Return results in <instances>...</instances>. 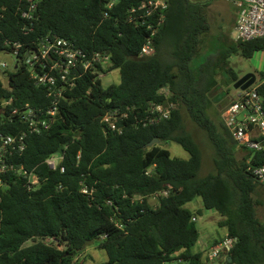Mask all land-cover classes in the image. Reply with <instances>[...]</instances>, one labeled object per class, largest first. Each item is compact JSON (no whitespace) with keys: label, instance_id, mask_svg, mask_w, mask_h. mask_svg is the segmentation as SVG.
Masks as SVG:
<instances>
[{"label":"trees","instance_id":"1","mask_svg":"<svg viewBox=\"0 0 264 264\" xmlns=\"http://www.w3.org/2000/svg\"><path fill=\"white\" fill-rule=\"evenodd\" d=\"M110 1L38 0L37 20L26 30L27 0H0V53L8 38L25 48L42 37H59L90 55L109 54L113 64L105 70L121 75L119 83L106 85L93 70L81 72L60 99L50 128L29 134L15 161L35 169L41 183L29 189L11 178L2 192L0 264H80L90 239L106 251L104 264H206L211 247L227 237L236 238L228 264H264V183L250 169L264 163L263 153L240 147L220 109V123L212 112L228 101L221 77L227 85L240 78L229 64L231 54L252 58L264 51V37H227L216 45L209 35L216 0H167L164 22L153 36L156 51L140 56L157 14L136 21L131 10L148 0H113L109 7ZM18 61L15 70L4 71L7 83L0 79V130L10 133L24 127L22 120L10 121L13 107L29 103L46 111L54 99ZM260 79L264 104V69ZM165 88L177 107L159 123L146 122L151 105L165 100ZM115 109L127 113L118 119L122 132L106 131L102 122ZM185 113L214 147V171L205 176H199L202 148L185 129ZM170 141L189 157L173 155L164 146ZM61 145L64 171L45 163ZM197 197L220 214L227 232L196 250L199 212L187 204Z\"/></svg>","mask_w":264,"mask_h":264},{"label":"built area","instance_id":"2","mask_svg":"<svg viewBox=\"0 0 264 264\" xmlns=\"http://www.w3.org/2000/svg\"><path fill=\"white\" fill-rule=\"evenodd\" d=\"M232 1L239 8L234 31L235 39L247 41L264 37V0ZM27 2L29 7L22 12V17L27 22L24 28L31 30L37 20L38 0H27ZM114 2L111 0L109 7H112ZM168 6L167 0H148L131 10V18L136 21L157 14L156 26L152 28L151 36L143 44L140 56H150L155 53L153 36L163 24ZM3 45L6 49H2L1 53L15 56L16 64L19 62L18 59L24 63L30 69L35 83L44 86L54 99L53 105L46 111L35 108L29 103L13 107L9 115L10 121L22 120L24 127L14 133L0 130V232L3 224L2 192L9 186L10 179L24 180L29 189L41 183V177L35 169H29L15 161L17 155L21 156L25 152L29 134H40L50 128L59 112L60 99L65 97L68 89L76 85L77 79L82 75L81 72L93 70L97 74L96 77L103 78L104 82V78L114 71L105 70L113 64L109 54L96 52L90 55L64 38L42 37L36 45L27 44L25 48L21 42L8 38ZM20 55L21 57L18 58ZM7 67V62H3L4 71ZM259 84L255 82L246 89H238L236 98L223 109L222 118L240 147L262 152L264 157V104L258 89ZM162 92L165 94V100L151 105L148 115L145 116L146 122L159 123L168 118L171 111L177 107L176 102L170 100L171 92L167 88ZM12 100V98L6 100L4 106L12 104ZM126 116L127 113H122L119 109L106 111L102 116L105 130L122 132L123 126L118 124V119ZM63 159L64 154L55 152L45 160V163L51 169L61 168V171H64L65 168L61 166ZM250 169L254 176L264 183V163L250 166ZM163 193L167 195L168 190ZM235 242L236 238L227 237L211 247L206 264H225L227 252Z\"/></svg>","mask_w":264,"mask_h":264},{"label":"rangeland","instance_id":"3","mask_svg":"<svg viewBox=\"0 0 264 264\" xmlns=\"http://www.w3.org/2000/svg\"><path fill=\"white\" fill-rule=\"evenodd\" d=\"M213 4L214 5L211 7L212 11H210L209 16L212 28L211 31L213 34L211 40L212 43H216V45H222L221 41L225 40V36H220L221 31L227 30L228 23L231 20L232 14L236 13V6L229 0H216L215 2H213ZM226 7L231 10V12H226L227 19L223 21L221 17L225 13L224 10H221V8L224 9ZM232 38L236 41L234 32ZM16 61V57L12 54L0 53V79H2L5 83H7V77L4 73V68H2V63L7 62L8 67L5 69L15 70ZM202 61H204V56H202L200 59L195 60V67H198ZM229 64L231 68H233V70L240 76V78L249 72L255 73L257 76L256 83L259 84L261 82L260 72L264 69V51L257 52L250 59L245 58L238 53H233L230 56ZM227 78L229 79L228 76ZM120 80V71L116 69L108 74L106 78H104V84L108 85L111 83H119ZM220 81L221 84H224V86L220 87V90L223 89L222 91H226L224 100L228 99V101L227 103H224L223 106H221L220 104H216L213 108L212 112L213 115H215L214 121H216V123L221 122L219 118V109L222 112L223 109L227 107L233 99L236 98V94L238 92V89L234 87L233 82L227 85L224 82V77H221ZM184 125L186 131L190 132L193 135L195 140L200 144L202 148L203 163L199 171V176H205L213 172L214 147L211 144L207 134L199 126L192 122V120L186 113L184 114ZM164 146L170 149L173 155L185 158L189 157V153L176 142L170 141ZM157 199V197H153L151 198V201L153 203H156ZM187 207H189L192 211L199 212L197 224L201 231V238L199 244L195 248L196 250L199 246L207 247L213 238H218L226 234L227 228L219 224V220L221 219L220 214L215 210L206 209L203 205L201 197H197L193 201L189 202L187 204ZM259 213L264 216V205L260 207ZM202 240L204 241V243ZM107 260L108 256L106 251L98 247L96 243H91L85 247V252L82 254L81 259L77 262H79L80 264H104Z\"/></svg>","mask_w":264,"mask_h":264},{"label":"water","instance_id":"4","mask_svg":"<svg viewBox=\"0 0 264 264\" xmlns=\"http://www.w3.org/2000/svg\"><path fill=\"white\" fill-rule=\"evenodd\" d=\"M257 80V76L255 73L253 72H249L245 75H243L241 78H239L235 83H234V87L236 89H246L248 87H250L252 84H254ZM160 140L158 138H156L155 140L153 141H150L149 143L146 144V147H149V146H152L154 145L155 143H158ZM60 154H64V145H61L58 150L56 151ZM102 239V237H99L98 238V241H100ZM70 240L67 239L66 242L68 243ZM95 242V239H90L88 241H86L84 244H83V248H85L87 245L91 244V243H94ZM233 260L232 256H229L228 257V261H227V264L229 262H231Z\"/></svg>","mask_w":264,"mask_h":264},{"label":"crops","instance_id":"5","mask_svg":"<svg viewBox=\"0 0 264 264\" xmlns=\"http://www.w3.org/2000/svg\"><path fill=\"white\" fill-rule=\"evenodd\" d=\"M229 1H231V2L236 6V13H235V14H232L231 20H230V22L228 23L227 30H226V31L222 30L220 36H222V37L225 36V38L228 37L229 40L232 41V39H233L232 36H233V32L235 31L236 20H237L238 13H239V8H238V6H237L232 0H229ZM213 5H214V4H212V5L210 6V11H212L211 7H212ZM221 10H224V13H225V14H224L221 18H222L223 21H225V20L227 19V16H226L227 13H226V12L230 13L231 10H229L227 7L224 8V9L221 8ZM226 25H227V24H226ZM211 29H212V28H211V26H210L209 35H210V36H213ZM214 55H215V54H214ZM202 241H203V240H202ZM203 243H204V241H203ZM208 246L210 247V245H208Z\"/></svg>","mask_w":264,"mask_h":264},{"label":"clouds","instance_id":"6","mask_svg":"<svg viewBox=\"0 0 264 264\" xmlns=\"http://www.w3.org/2000/svg\"><path fill=\"white\" fill-rule=\"evenodd\" d=\"M227 259H228V257H227ZM226 263V262H225Z\"/></svg>","mask_w":264,"mask_h":264}]
</instances>
